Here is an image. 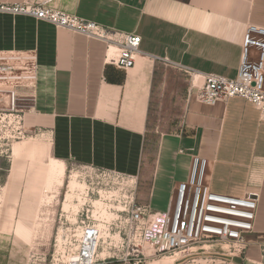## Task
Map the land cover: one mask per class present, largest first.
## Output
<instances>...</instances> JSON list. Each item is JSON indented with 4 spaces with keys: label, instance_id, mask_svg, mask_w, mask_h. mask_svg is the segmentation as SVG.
<instances>
[{
    "label": "crops",
    "instance_id": "obj_1",
    "mask_svg": "<svg viewBox=\"0 0 264 264\" xmlns=\"http://www.w3.org/2000/svg\"><path fill=\"white\" fill-rule=\"evenodd\" d=\"M26 3L141 38V56L122 71L104 63L101 42L0 13V51L37 57L34 88L20 92L30 101L23 127L41 141L36 151L144 179L137 205L154 212L166 210L192 157L203 158L212 192L258 196L244 250L212 252L207 264H264V121L245 100L197 97L206 75L236 78L246 26L264 27V0H0ZM173 116L151 152V134Z\"/></svg>",
    "mask_w": 264,
    "mask_h": 264
},
{
    "label": "built area",
    "instance_id": "obj_2",
    "mask_svg": "<svg viewBox=\"0 0 264 264\" xmlns=\"http://www.w3.org/2000/svg\"><path fill=\"white\" fill-rule=\"evenodd\" d=\"M0 13L12 16H26L48 23L101 42L105 46L104 63L128 71L141 56L140 36L116 32L95 22L74 15L56 11L44 4L0 5ZM37 71V57L29 51H0V105L9 114L8 124H13L17 139L24 138L23 117L14 115L18 93L34 88ZM198 99L208 105L242 99L250 103L264 121V27L248 24L241 45V60L236 78L229 80L217 75L204 76ZM181 153V152H180ZM208 163L193 156L188 178L174 188L164 212H154L148 206L135 203L134 187L127 196V202L115 212V223L123 228L126 254L119 260L124 264H147L163 256L185 252L203 242L230 244L229 251L244 250V236L254 229L258 209V196L246 194L232 197L217 194L207 183ZM88 167V166H87ZM92 172L111 182L129 180V176L116 171L89 167ZM84 211V210H83ZM89 210L81 214L63 232L60 242L61 264H101L98 260L101 231L99 224L91 221ZM59 243V242H58Z\"/></svg>",
    "mask_w": 264,
    "mask_h": 264
},
{
    "label": "rangeland",
    "instance_id": "obj_3",
    "mask_svg": "<svg viewBox=\"0 0 264 264\" xmlns=\"http://www.w3.org/2000/svg\"><path fill=\"white\" fill-rule=\"evenodd\" d=\"M17 96L13 113L23 117L30 101L21 93ZM4 100L0 105V264H61L59 249L63 232L75 221L79 223L85 210H89L91 221L100 225L102 239L97 259L103 261L101 264H124L119 260L126 254V241L118 237L119 233L123 236V228L115 223L118 215L115 211L127 202L131 186L135 203H141L146 181L126 175L133 183L129 180L111 182L87 166L69 162L65 165L63 184L58 186L53 180L48 185L50 159L36 151L40 138L27 131L24 138H16L15 127L6 120L9 112ZM177 117L160 120L163 126L151 134L147 147L151 152L155 148V137L162 129H169L168 124L179 119ZM148 169L151 170L149 166ZM72 180L77 181L81 189L73 192L72 203L64 210ZM229 249L228 243L203 242L147 264H207V256L212 252L227 253Z\"/></svg>",
    "mask_w": 264,
    "mask_h": 264
},
{
    "label": "bare ground",
    "instance_id": "obj_4",
    "mask_svg": "<svg viewBox=\"0 0 264 264\" xmlns=\"http://www.w3.org/2000/svg\"><path fill=\"white\" fill-rule=\"evenodd\" d=\"M65 172V165L62 162H58L56 160L51 159L50 160V164L48 165V172H47V184L51 185L52 181L55 180V182L57 183L58 186H61L63 184L62 178ZM77 182V181H76ZM75 181H71L68 188H69V192L66 196L65 202L63 204V208L64 210L68 208L69 204L72 203V197L75 196L74 195V191L76 189H78L80 191L81 186L78 185ZM83 188V187H82ZM77 191V190H76ZM77 195V194H76ZM77 198V197H76ZM80 198V197H79ZM105 198V197H104ZM74 199V198H73ZM80 199H78L79 201ZM80 202V201H79ZM97 202V201H96ZM100 203V202H99ZM98 206L102 203L99 204ZM81 204V203H80ZM97 204V203H95ZM101 206V205H100ZM70 208V207H69ZM96 208V207H95ZM99 208V207H98ZM100 210V209H99ZM96 211V210H95ZM103 211V210H102ZM107 212V211H106ZM97 213V212H96ZM100 213V212H99ZM100 215V214H99ZM106 237V236H105ZM102 239V237H101ZM104 239V238H103ZM106 239V238H105Z\"/></svg>",
    "mask_w": 264,
    "mask_h": 264
}]
</instances>
